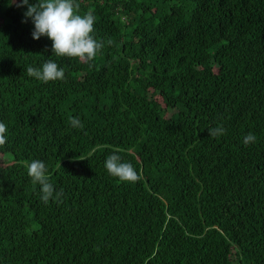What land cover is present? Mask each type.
Returning a JSON list of instances; mask_svg holds the SVG:
<instances>
[{"label":"trees","instance_id":"1","mask_svg":"<svg viewBox=\"0 0 264 264\" xmlns=\"http://www.w3.org/2000/svg\"><path fill=\"white\" fill-rule=\"evenodd\" d=\"M18 3L0 0V264H264V0H75L113 41L92 61L33 39ZM49 59L63 81L28 76Z\"/></svg>","mask_w":264,"mask_h":264},{"label":"clouds","instance_id":"2","mask_svg":"<svg viewBox=\"0 0 264 264\" xmlns=\"http://www.w3.org/2000/svg\"><path fill=\"white\" fill-rule=\"evenodd\" d=\"M16 3V0H9V4ZM18 7H26L24 21L31 20L34 25L32 38L39 40L47 37L51 40V49L58 57H74L80 60L92 61L97 54L106 46H111L113 41L98 40L94 37L95 17L91 12L79 14L76 10L75 0H19ZM28 76L45 83L65 78V69L55 60H46L39 67H27ZM73 127H82V123L77 117L71 120ZM6 125L0 121V143L4 142L3 133ZM225 129L216 127L209 129L210 136L217 137L223 135ZM256 136L248 133L243 138V143L248 145L255 142ZM107 173L118 178L122 182H134L138 179L136 169L131 162L124 161L122 157L113 152L104 161ZM26 171L33 183L40 185V199L47 204L49 200L59 197L61 193L56 192L54 185L50 183L47 175L48 168L44 161L33 159L26 162Z\"/></svg>","mask_w":264,"mask_h":264}]
</instances>
